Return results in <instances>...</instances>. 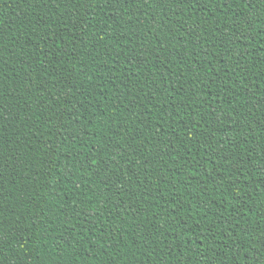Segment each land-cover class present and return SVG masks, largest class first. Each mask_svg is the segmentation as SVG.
I'll list each match as a JSON object with an SVG mask.
<instances>
[{"label": "trees", "instance_id": "trees-1", "mask_svg": "<svg viewBox=\"0 0 264 264\" xmlns=\"http://www.w3.org/2000/svg\"><path fill=\"white\" fill-rule=\"evenodd\" d=\"M0 264H264V0H0Z\"/></svg>", "mask_w": 264, "mask_h": 264}]
</instances>
